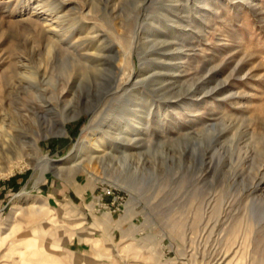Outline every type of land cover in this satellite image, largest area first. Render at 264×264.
Masks as SVG:
<instances>
[{"label": "rangeland", "instance_id": "obj_1", "mask_svg": "<svg viewBox=\"0 0 264 264\" xmlns=\"http://www.w3.org/2000/svg\"><path fill=\"white\" fill-rule=\"evenodd\" d=\"M0 264H264V0H0Z\"/></svg>", "mask_w": 264, "mask_h": 264}, {"label": "bare ground", "instance_id": "obj_2", "mask_svg": "<svg viewBox=\"0 0 264 264\" xmlns=\"http://www.w3.org/2000/svg\"><path fill=\"white\" fill-rule=\"evenodd\" d=\"M87 186L89 187V184Z\"/></svg>", "mask_w": 264, "mask_h": 264}, {"label": "built area", "instance_id": "obj_3", "mask_svg": "<svg viewBox=\"0 0 264 264\" xmlns=\"http://www.w3.org/2000/svg\"><path fill=\"white\" fill-rule=\"evenodd\" d=\"M110 194H111V192H110Z\"/></svg>", "mask_w": 264, "mask_h": 264}, {"label": "crops", "instance_id": "obj_4", "mask_svg": "<svg viewBox=\"0 0 264 264\" xmlns=\"http://www.w3.org/2000/svg\"><path fill=\"white\" fill-rule=\"evenodd\" d=\"M89 187H90V185H89Z\"/></svg>", "mask_w": 264, "mask_h": 264}]
</instances>
